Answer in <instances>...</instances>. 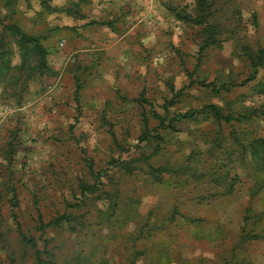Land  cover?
Masks as SVG:
<instances>
[{"label":"rangeland","instance_id":"obj_1","mask_svg":"<svg viewBox=\"0 0 264 264\" xmlns=\"http://www.w3.org/2000/svg\"><path fill=\"white\" fill-rule=\"evenodd\" d=\"M43 1L0 0V31L15 23L44 35L53 70L26 90L8 73L0 78V264H35L36 248L49 264H128L134 249L145 252L136 264L158 263L159 254L160 264H264V238L240 240L244 210H263L264 189L251 197L243 174L227 194L229 182L213 173L231 130L264 137V64L239 84L250 72L241 45L264 47V0H215L224 34L202 53L199 27L176 16L195 0ZM210 103L232 120L178 121L161 138L139 140L143 112L153 128V113ZM193 157L192 176L181 168L159 181L149 168ZM99 169L103 187L83 196L80 184H93ZM63 213L69 219L53 224ZM149 219L161 226L139 234ZM259 223L263 233L264 215Z\"/></svg>","mask_w":264,"mask_h":264},{"label":"trees","instance_id":"obj_2","mask_svg":"<svg viewBox=\"0 0 264 264\" xmlns=\"http://www.w3.org/2000/svg\"><path fill=\"white\" fill-rule=\"evenodd\" d=\"M4 2L10 3L11 0H4ZM43 2L44 1L41 0V3ZM220 12L221 10L215 7V0H195L194 7L190 13L177 12L176 14L178 19H181L186 22H191L199 27V33L201 37V43L199 46L200 53H202V51L208 48L209 46L220 43L221 41L220 36L224 34V27L218 21V16ZM105 24H108V22H105ZM44 39V35L29 34L23 29H21L19 26H17L15 23L3 25L0 31V78H4L6 73H8V82L12 81V84L20 83L22 89L26 90L27 84L31 80H34L37 77H42L53 73V70L48 64L47 56L49 54V51L43 43ZM14 46L16 50H20L18 51L19 61L16 64L13 63V58L15 55ZM241 52L249 63L250 72L248 73L247 77L239 84H243L247 81L255 79L256 74L258 72V68L264 64V47L253 50L248 45H241ZM75 82V95L77 96L79 94L78 91L80 89V85L78 84L77 80H75ZM225 88L228 87L225 86ZM213 89L217 90L218 87L214 85ZM174 95L176 96L177 93L174 92ZM142 99L144 100V97H142ZM142 114L144 116V129L139 136V140L146 142H151V139L153 138H161L162 135L160 134V129H163L165 131L175 130V122L178 121L190 119L195 120L200 117L208 119L209 116L218 120L224 119L227 122L232 120L230 115L223 114L222 108L214 103L205 104L199 108H191L184 112H176L167 118L165 116L159 115L158 113H153L152 116L158 121V124L153 128L148 127V117L145 115L144 112ZM252 114V110H248L243 114H239L236 117V120H246ZM13 135L15 136V133H13ZM229 137L230 140H225V146L221 144H218L217 146V150L221 153L219 157L216 158L215 162L217 163V165H215L213 173L216 174L217 172H219V179L217 180H221L222 182H229L226 183L227 185L223 184V192L227 194L233 191L234 183H236V181H238L240 177L244 174L243 176L247 177L250 182L248 189L249 195L251 197H254L256 194H259V192L264 189V137H250L246 130H243L240 133L237 132L235 129L230 131ZM232 144H234V147H232ZM157 152L158 145L153 148L151 154H155ZM113 162H115L117 165L121 163H127L125 161H119L117 163L116 159L115 161L113 160ZM197 162L194 158V163L187 162L183 166H179V168L175 169L167 166L149 168L153 173H156V176L160 181L162 172H169V170H171V172H178V170L183 168L184 170H188L190 176L194 175L195 172L199 170ZM237 163L240 165L237 167H240L239 169H241V175L240 172L237 170L234 171V173H231L232 169L236 168ZM256 170L259 171L254 174L253 171ZM106 175V170L99 169L96 173H94L93 184H80L81 194L85 196L87 193H93L98 191L101 187H103V176ZM261 199H263L264 201V197H262ZM11 202L13 205L16 204L15 194L12 195ZM113 204L114 206L112 207L116 208V202H113ZM244 213L245 215L243 216V227L241 228L240 233L241 242L248 239H257L261 237L264 238V232L262 233V231L259 229V222L263 219L264 215V207L262 211H254L252 207H249L244 210ZM66 219H69L68 213H63L54 218L53 224L57 225L58 223ZM149 222H151L150 219L145 222L142 227L138 228L139 234L143 232L142 229L149 226ZM159 223L160 222H157L155 226H149V228L154 229L157 226H161ZM42 226L45 227V225L43 224ZM147 232L148 234H152L151 230ZM134 239L136 240L137 237H135ZM26 240L34 247V249L36 248L35 240H33L32 238H26ZM163 250H161L160 252L162 254L164 252L165 255L166 251ZM35 252V264H49V261L42 259V257L40 256L41 251L36 248ZM139 255H145V252L140 251V249H134L133 252H131L128 264H136L135 258ZM163 258L165 259L163 255L159 254V264L161 263L160 261ZM85 261L87 262V264L91 263L87 260V258H85ZM158 263H156V261H152V263L150 262L149 264ZM91 264H109V262L107 259H98L92 262Z\"/></svg>","mask_w":264,"mask_h":264}]
</instances>
